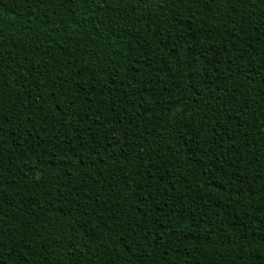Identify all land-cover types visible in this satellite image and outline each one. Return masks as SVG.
I'll return each instance as SVG.
<instances>
[{"label": "trees", "instance_id": "obj_1", "mask_svg": "<svg viewBox=\"0 0 264 264\" xmlns=\"http://www.w3.org/2000/svg\"><path fill=\"white\" fill-rule=\"evenodd\" d=\"M0 262L264 264V0H0Z\"/></svg>", "mask_w": 264, "mask_h": 264}, {"label": "snow or ice", "instance_id": "obj_2", "mask_svg": "<svg viewBox=\"0 0 264 264\" xmlns=\"http://www.w3.org/2000/svg\"><path fill=\"white\" fill-rule=\"evenodd\" d=\"M0 264H4V262H0Z\"/></svg>", "mask_w": 264, "mask_h": 264}]
</instances>
